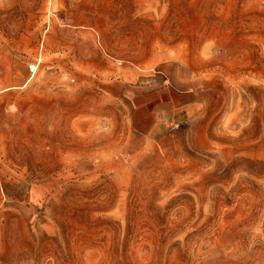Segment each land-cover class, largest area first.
Here are the masks:
<instances>
[{
  "label": "rangeland",
  "instance_id": "1",
  "mask_svg": "<svg viewBox=\"0 0 264 264\" xmlns=\"http://www.w3.org/2000/svg\"><path fill=\"white\" fill-rule=\"evenodd\" d=\"M263 163L264 0H0V264H264Z\"/></svg>",
  "mask_w": 264,
  "mask_h": 264
},
{
  "label": "crops",
  "instance_id": "2",
  "mask_svg": "<svg viewBox=\"0 0 264 264\" xmlns=\"http://www.w3.org/2000/svg\"><path fill=\"white\" fill-rule=\"evenodd\" d=\"M173 105L174 108L172 111V115L170 117L171 120L175 119V120H180V118L188 115L190 113V111L192 110V105L190 104H182L180 102H177L175 100H172L171 98V103ZM167 116V115H165ZM165 118V117H164Z\"/></svg>",
  "mask_w": 264,
  "mask_h": 264
},
{
  "label": "bare ground",
  "instance_id": "3",
  "mask_svg": "<svg viewBox=\"0 0 264 264\" xmlns=\"http://www.w3.org/2000/svg\"><path fill=\"white\" fill-rule=\"evenodd\" d=\"M32 69H35V67H32Z\"/></svg>",
  "mask_w": 264,
  "mask_h": 264
},
{
  "label": "built area",
  "instance_id": "4",
  "mask_svg": "<svg viewBox=\"0 0 264 264\" xmlns=\"http://www.w3.org/2000/svg\"><path fill=\"white\" fill-rule=\"evenodd\" d=\"M175 128H177V126H175Z\"/></svg>",
  "mask_w": 264,
  "mask_h": 264
},
{
  "label": "trees",
  "instance_id": "5",
  "mask_svg": "<svg viewBox=\"0 0 264 264\" xmlns=\"http://www.w3.org/2000/svg\"><path fill=\"white\" fill-rule=\"evenodd\" d=\"M264 164V163H263Z\"/></svg>",
  "mask_w": 264,
  "mask_h": 264
}]
</instances>
